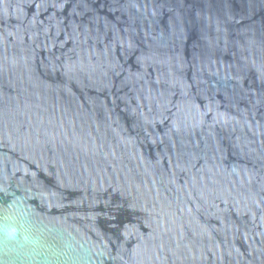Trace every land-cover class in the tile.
<instances>
[{"label":"water","instance_id":"water-1","mask_svg":"<svg viewBox=\"0 0 264 264\" xmlns=\"http://www.w3.org/2000/svg\"><path fill=\"white\" fill-rule=\"evenodd\" d=\"M0 264H264V0H0Z\"/></svg>","mask_w":264,"mask_h":264},{"label":"clouds","instance_id":"clouds-1","mask_svg":"<svg viewBox=\"0 0 264 264\" xmlns=\"http://www.w3.org/2000/svg\"><path fill=\"white\" fill-rule=\"evenodd\" d=\"M7 236L9 237V238H15V236H16V229L15 228H11V229H9L8 231H7Z\"/></svg>","mask_w":264,"mask_h":264}]
</instances>
